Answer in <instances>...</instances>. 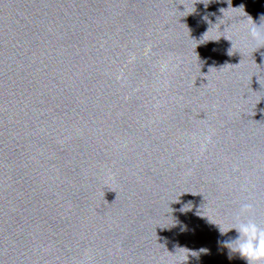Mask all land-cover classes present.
Returning <instances> with one entry per match:
<instances>
[{
	"label": "water",
	"instance_id": "water-1",
	"mask_svg": "<svg viewBox=\"0 0 264 264\" xmlns=\"http://www.w3.org/2000/svg\"><path fill=\"white\" fill-rule=\"evenodd\" d=\"M262 15L0 0V264H247L221 231L264 227Z\"/></svg>",
	"mask_w": 264,
	"mask_h": 264
},
{
	"label": "clouds",
	"instance_id": "clouds-1",
	"mask_svg": "<svg viewBox=\"0 0 264 264\" xmlns=\"http://www.w3.org/2000/svg\"><path fill=\"white\" fill-rule=\"evenodd\" d=\"M207 7L208 2L201 0ZM229 7H231V0H227ZM243 5L240 8L243 9ZM222 13L224 9L220 10ZM250 24L248 32L251 38L258 44H264V15L260 17V23H255L251 17H248ZM206 34V33H205ZM226 38V37H225ZM231 42L229 38H226ZM264 55V54H262ZM251 204H243L240 212L236 217V224L229 228L226 232L221 231V234L227 233L231 229H235L237 237L224 241V245L229 248L230 253H236L241 259L247 261V264H264V227L259 226L253 219L242 218L243 214L252 209ZM201 251H205L201 249ZM196 255V253H193ZM231 258V256L229 257Z\"/></svg>",
	"mask_w": 264,
	"mask_h": 264
}]
</instances>
